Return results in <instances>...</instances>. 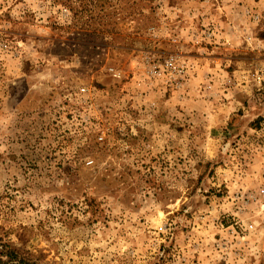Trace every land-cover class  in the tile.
<instances>
[{
  "label": "rangeland",
  "instance_id": "rangeland-1",
  "mask_svg": "<svg viewBox=\"0 0 264 264\" xmlns=\"http://www.w3.org/2000/svg\"><path fill=\"white\" fill-rule=\"evenodd\" d=\"M262 66L264 0H0V244L264 264Z\"/></svg>",
  "mask_w": 264,
  "mask_h": 264
},
{
  "label": "built area",
  "instance_id": "built-area-1",
  "mask_svg": "<svg viewBox=\"0 0 264 264\" xmlns=\"http://www.w3.org/2000/svg\"><path fill=\"white\" fill-rule=\"evenodd\" d=\"M246 14L249 15L250 18L256 21L260 20V14L253 12L251 9H247ZM155 60L156 58L154 56L150 57L149 58L150 64L153 63ZM160 66H161L160 72L162 74H164V72H168L169 75L171 76L175 74H179V75L182 74V77H181L182 79H184V75L188 68V64L183 60H179L177 56L175 55H169L168 57H166ZM156 69L157 68H154L153 71L156 72ZM249 80L255 81L258 85L263 86L264 85V66L260 67L255 72H252L251 78ZM82 91H85V88H83ZM261 193H264V188L261 189ZM247 197H248V201H250L251 199H255L256 195L250 194ZM247 227L250 229H253L254 225L250 224Z\"/></svg>",
  "mask_w": 264,
  "mask_h": 264
},
{
  "label": "trees",
  "instance_id": "trees-1",
  "mask_svg": "<svg viewBox=\"0 0 264 264\" xmlns=\"http://www.w3.org/2000/svg\"><path fill=\"white\" fill-rule=\"evenodd\" d=\"M23 245L19 246L13 242L1 243L0 264H41L35 255L30 253Z\"/></svg>",
  "mask_w": 264,
  "mask_h": 264
}]
</instances>
